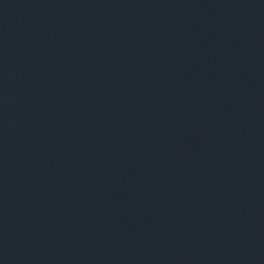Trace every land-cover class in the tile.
<instances>
[{"label": "water", "instance_id": "95a60500", "mask_svg": "<svg viewBox=\"0 0 264 264\" xmlns=\"http://www.w3.org/2000/svg\"><path fill=\"white\" fill-rule=\"evenodd\" d=\"M0 264H264V0H0Z\"/></svg>", "mask_w": 264, "mask_h": 264}]
</instances>
